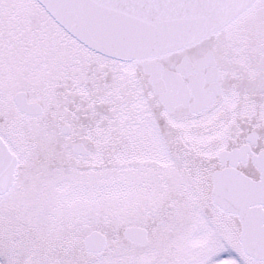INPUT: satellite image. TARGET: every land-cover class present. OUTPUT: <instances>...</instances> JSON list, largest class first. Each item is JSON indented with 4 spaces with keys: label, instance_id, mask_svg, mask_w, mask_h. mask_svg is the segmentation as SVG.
Here are the masks:
<instances>
[{
    "label": "snow or ice",
    "instance_id": "snow-or-ice-1",
    "mask_svg": "<svg viewBox=\"0 0 264 264\" xmlns=\"http://www.w3.org/2000/svg\"><path fill=\"white\" fill-rule=\"evenodd\" d=\"M0 264H264V0H0Z\"/></svg>",
    "mask_w": 264,
    "mask_h": 264
}]
</instances>
